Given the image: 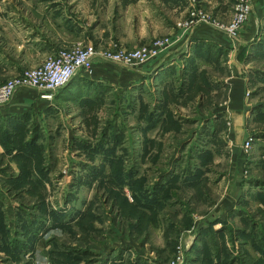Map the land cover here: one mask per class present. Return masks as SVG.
<instances>
[{"label":"rangeland","instance_id":"rangeland-1","mask_svg":"<svg viewBox=\"0 0 264 264\" xmlns=\"http://www.w3.org/2000/svg\"><path fill=\"white\" fill-rule=\"evenodd\" d=\"M194 2L218 28L232 18ZM250 46L264 81V24ZM203 88L173 107L152 82L79 106L22 89L36 104L0 132V264H264V116L236 137L227 92ZM245 99L264 110V86Z\"/></svg>","mask_w":264,"mask_h":264},{"label":"crops","instance_id":"crops-1","mask_svg":"<svg viewBox=\"0 0 264 264\" xmlns=\"http://www.w3.org/2000/svg\"><path fill=\"white\" fill-rule=\"evenodd\" d=\"M210 1L201 0V3L223 19L232 17V0ZM189 8L188 0H0V82L24 67L41 64L61 48L78 43L106 46L117 39L126 45H135L149 43L156 35L170 34L159 54L136 65L95 59L92 71L78 72L56 91V102L63 103L60 101L63 98L79 106L90 89L137 81L159 84L164 94H171L170 107L192 99V90L222 89L228 99L220 102L216 111L227 112L223 115L227 118L229 114L232 116L236 137L245 135L248 121L264 116V110L257 106L259 101L251 104L245 99L247 89L256 84L264 86L260 68L253 62L260 56L252 53L250 46L264 24V0H252L251 12L234 37L207 22L189 27L177 25L178 19L190 16ZM220 46L227 47V52H220ZM185 83L188 87L181 90L180 85ZM29 92L21 90L17 92V99L0 105V132L7 129L5 125L11 120L25 119L8 113H20L36 104L33 92ZM73 92L79 98L67 97ZM253 107L257 110L251 111ZM223 116L208 117L222 123ZM0 151H4L1 143Z\"/></svg>","mask_w":264,"mask_h":264},{"label":"built area","instance_id":"built-area-1","mask_svg":"<svg viewBox=\"0 0 264 264\" xmlns=\"http://www.w3.org/2000/svg\"><path fill=\"white\" fill-rule=\"evenodd\" d=\"M190 1V16L178 21L179 26H193L199 22L211 23L210 17L194 0ZM230 22L218 23L223 30L236 36L247 20L252 0H237ZM168 37H158L152 42L132 48L117 44L97 47L94 43H78L69 48H61L56 53L47 56L41 64L24 67L19 72L12 73L0 82V105L8 102L17 92L28 87L38 92L42 99L50 100L56 91L65 86L78 72L92 71L95 59H104L132 66L159 54L166 45Z\"/></svg>","mask_w":264,"mask_h":264}]
</instances>
